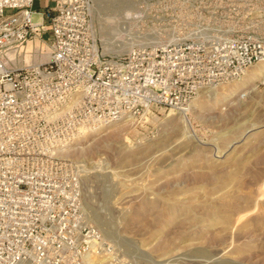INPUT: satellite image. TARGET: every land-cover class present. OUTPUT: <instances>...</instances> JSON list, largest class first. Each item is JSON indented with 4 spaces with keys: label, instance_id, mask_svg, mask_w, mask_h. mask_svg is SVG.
Instances as JSON below:
<instances>
[{
    "label": "rangeland",
    "instance_id": "374dc122",
    "mask_svg": "<svg viewBox=\"0 0 264 264\" xmlns=\"http://www.w3.org/2000/svg\"><path fill=\"white\" fill-rule=\"evenodd\" d=\"M92 1L106 54L197 25L264 37V0ZM51 41L38 32L10 64L47 60ZM262 68L202 89L181 112L154 105L63 149L80 170L88 221L118 250L111 264H264Z\"/></svg>",
    "mask_w": 264,
    "mask_h": 264
},
{
    "label": "built area",
    "instance_id": "2783aa9c",
    "mask_svg": "<svg viewBox=\"0 0 264 264\" xmlns=\"http://www.w3.org/2000/svg\"><path fill=\"white\" fill-rule=\"evenodd\" d=\"M92 2L0 0V264H111L118 250L88 221L80 170L63 149L154 105L181 112L264 61L260 34L207 25L106 54ZM42 30L49 58L11 65Z\"/></svg>",
    "mask_w": 264,
    "mask_h": 264
},
{
    "label": "bare ground",
    "instance_id": "6f19581e",
    "mask_svg": "<svg viewBox=\"0 0 264 264\" xmlns=\"http://www.w3.org/2000/svg\"><path fill=\"white\" fill-rule=\"evenodd\" d=\"M154 42H155V41H154ZM107 48H108V47H107ZM124 48H126V47H124ZM109 49H110V48H109ZM121 49H122V48H120V51H123V50H121ZM28 55H29V54H28ZM260 68H261V67H260ZM262 69H264V68H262ZM262 69H261V70H259V69L256 70V72H253L251 75H252V76H253V75H255V76L261 75V74L263 73V70H262ZM213 88H214V87H213ZM213 88H212V87L210 88L211 91H212ZM211 91H210V92H211ZM211 93H212V92H211ZM203 94H204V93H203ZM213 94H214V93H212V95H213ZM215 94H216V92H215ZM215 94H214V95H215ZM212 95H210V96H212ZM214 95H213V96H214ZM216 95H217V94H216ZM202 96H203V95H202ZM210 96H209V97H210ZM213 96H212V97H213ZM217 96H218V95H217ZM211 99H213V98H211ZM130 119H132V117H128V118H126V119H123V120H120V121H116V122H126L127 120H130ZM185 122H186V121H185ZM103 126H104V125H103ZM100 128H101V126H100ZM90 131H91V130H88V131H84V132H82V134L78 137V139L81 138L83 135H86V134L89 133ZM78 139H77V140H78ZM100 215H101V214L99 213L98 216L100 217ZM96 216H97V214H96ZM99 217H98V218H99ZM101 217H103V216H101ZM101 217H100V219L103 220V218H101ZM95 218H96V217H95ZM104 219H105V217H104ZM98 220H99V219H98ZM111 220H112V219H111ZM104 223H105L106 225H107V224L109 225V224H111V221H109L108 219H105ZM107 227H108V226H107ZM107 227H106V228H107ZM109 227H110V226H109ZM108 230H109V229H108ZM91 261H92L93 263H95V262H96V258H95V257H94V258H91Z\"/></svg>",
    "mask_w": 264,
    "mask_h": 264
},
{
    "label": "crops",
    "instance_id": "0c3cea01",
    "mask_svg": "<svg viewBox=\"0 0 264 264\" xmlns=\"http://www.w3.org/2000/svg\"><path fill=\"white\" fill-rule=\"evenodd\" d=\"M44 5H47V3L46 2H37V4L35 5V9L40 10L41 6H44ZM36 61H39L38 56H35L32 58V62H36Z\"/></svg>",
    "mask_w": 264,
    "mask_h": 264
},
{
    "label": "water",
    "instance_id": "95a60500",
    "mask_svg": "<svg viewBox=\"0 0 264 264\" xmlns=\"http://www.w3.org/2000/svg\"><path fill=\"white\" fill-rule=\"evenodd\" d=\"M170 110H173V109H170Z\"/></svg>",
    "mask_w": 264,
    "mask_h": 264
}]
</instances>
